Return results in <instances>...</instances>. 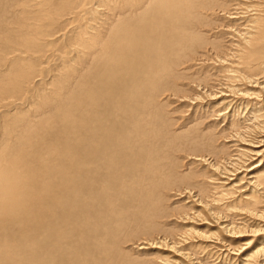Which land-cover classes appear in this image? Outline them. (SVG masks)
<instances>
[{
  "label": "bare ground",
  "instance_id": "bare-ground-1",
  "mask_svg": "<svg viewBox=\"0 0 264 264\" xmlns=\"http://www.w3.org/2000/svg\"><path fill=\"white\" fill-rule=\"evenodd\" d=\"M77 1L11 0L21 19L0 34V104L22 99L40 74L27 52L62 41L79 54L44 79L51 88L38 102L56 104L47 119L2 111L0 264L136 263L129 247L148 255L138 264H264V0ZM193 8L219 38L209 41L213 58L195 56L200 65L183 52L208 45L185 26L199 21ZM63 10L77 19L70 34ZM80 59L85 71H72ZM182 64L202 75L177 72L198 90L178 96L201 109L209 139L217 129L216 149L203 138L153 145L159 93L177 95L166 81ZM180 158L189 169L176 180Z\"/></svg>",
  "mask_w": 264,
  "mask_h": 264
},
{
  "label": "rangeland",
  "instance_id": "rangeland-1",
  "mask_svg": "<svg viewBox=\"0 0 264 264\" xmlns=\"http://www.w3.org/2000/svg\"><path fill=\"white\" fill-rule=\"evenodd\" d=\"M38 1H41V0H38ZM44 1V0H43ZM87 1V0H86ZM76 2H79V1H77L76 0ZM11 3V0H0V34H1V32H4L5 31V27L7 26V25H9L10 23H13V25L14 26H16L18 23H19V20L21 19L18 15H17V13L15 12V9H14V6L13 5H11L10 4ZM87 6H89V4L87 5ZM16 7H19V5H16ZM79 7V6H78ZM73 8V7H72ZM79 9H82V8H79ZM104 9H106V8H103L102 6H98L97 7V10H96V8L94 9V8H90V9H88L89 11H87V12H89V13H85V12H83V16L86 18V19H90L89 18V15L90 14H92L93 13V11L94 10H96L97 11V13L99 14V12H103L104 11ZM198 9H195V8H193L192 9V11H193V13L194 14H196V16H198V20L199 21H201V23L199 22V21H196V19H190V20H188V22L186 23L185 21H184V23H185V26L186 27H188V29H189V31L190 32H192V33H194V31L196 32V33H194V34H201L202 35V38L203 39H205V41H206V43L208 44L207 45V47L205 46L204 47V49H202V48H200L199 49V47L197 48V47H193V50L192 51H194V52H191V51H189V48H187V49H185L183 52L184 53H186V54H190V55H193V60H192V62H196V63H198V65H200V64H202L201 63V61L202 60H200V61H196L194 58H196L195 56H200V55H202V56H204L205 55V57L206 58H208V60H210L211 58H213V55L211 54V51H210V45H209V41L211 40V41H216L215 39H217L218 37L216 36V33H215V30H211V31H207L206 29L207 28H204L203 27V23L202 22H204V16H205V18L206 19H208V13H204V12H202V11H200V10H198ZM95 11V12H96ZM61 12H63V14H62V16H61V19H60V21H62L63 20V24H64V26H63V29L68 33V34H70V32H71V30H73V28H74V26L76 25V23H77V19H73V17H71L70 15H68V12L66 11H61ZM96 13V14H97ZM67 14V15H66ZM109 17H110V14L108 15ZM129 16H131V15H129L128 14V16L127 17H129ZM88 17V18H87ZM17 18V19H16ZM68 18V19H67ZM85 18H84V20H85ZM203 18V19H202ZM210 18V17H209ZM67 19V20H66ZM95 19V21H93V23H92V21H91V23L92 24H95V23H98L99 22V24H100V26H101V21H99V20H97V18H94ZM201 19V20H200ZM205 19V20H206ZM69 20V21H68ZM83 20V21H84ZM195 20V21H194ZM209 20V19H208ZM45 20L44 19H42V22H44ZM64 21H66V22H64ZM73 22V23H72ZM191 22H193V24H195V25H193ZM211 22V21H210ZM58 24V23H57ZM99 24H95V25H99ZM190 25V26H189ZM202 25V26H201ZM99 26V27H100ZM102 26H104V24H102ZM194 26V27H193ZM196 26H199V27H196ZM189 27H191V28H189ZM201 27V29L199 30V28ZM197 28V29H196ZM101 29H103V28H101L100 27V29L99 30H101ZM196 29V30H195ZM201 31V32H200ZM217 31V30H216ZM55 32H56V29H55ZM211 32V33H210ZM57 33H59V32H57ZM212 33H214V34H212ZM2 35V34H1ZM58 35V34H57ZM67 36V35H66ZM216 36V37H215ZM210 38V39H209ZM47 39H50V37H47ZM207 39H209V40H207ZM219 39V38H218ZM225 40V39H224ZM62 42V41H61ZM61 42L60 43H56V44H54V45H48L43 51L44 52H42L41 54H35V56H34V54L33 53H30V52H27L26 53V55L24 54V56L26 57V56H31V57H33V63L35 64V65H37L36 66V68H37V71H38V73H40V74H37V76L35 77V79H34V82H33V84L30 86V85H26V89H27V91H26V93H25V96L24 95H22L23 97H22V99H20V100H16L15 102H13V101H11V102H8V101H6V102H3L2 104H0V121H3L2 122V124H6L7 123V117H4L3 118V115H4V112L5 113H10L9 111H11L12 113H14V114H17V113H20L21 112V110L22 109H27L28 108V112H27V120H29V121H31V119H32V117L33 116H37V117H42V116H46V118H44V119H47V114H48V112L50 113H53V112H55L56 111V109H54L55 107H54V105H56V104H54L51 100V97H48V95H47V97H45V98H47L46 100H44V103H43V105H41V104H39V102H38V100H39V98H43L44 97V94H41L40 92L41 91H49V89L51 88L49 85H46V83L44 82V79H46V80H49L51 77H53V76H55V77H57L58 76V74H60V72H61V70L59 69L60 67H61V64L64 62V57L66 56L67 57V60H69L72 56H76L77 57V54H78V51H77V53H75V50H74V47L73 48H69V49H66V47L65 48H62V51L60 50L61 49ZM58 45V46H57ZM193 45H195V44H193ZM52 47V48H51ZM222 48V50H223V48H224V46H221ZM206 48V49H205ZM208 48V49H207ZM53 49H54V51H53ZM65 49V50H64ZM197 49H198V51H197ZM201 49H202V51H201ZM200 50V51H199ZM2 51V43L0 44V53H2L1 52ZM48 51V52H47ZM50 51V52H49ZM51 51H52V53H51ZM207 53H206V52ZM190 52V53H189ZM197 52V53H196ZM202 52H204V53H202ZM22 53V54H21ZM23 53H25V50H24V48L23 47H20V52H19V54L20 55H23ZM195 55H194V54ZM202 53V54H201ZM207 54V55H206ZM208 54H209V56H208ZM211 54V55H210ZM48 55H49V57H48ZM52 55V56H51ZM79 55V54H78ZM7 59L10 57V56H8L7 57V55L5 56ZM209 57H211V58H209ZM207 60V61H208ZM207 61H205V62H203L204 64H209V65H211L212 63H211V61H209V62H207ZM37 64H36V63ZM185 63V62H184ZM74 65H71V69H72V71L74 70V69H82L83 68V66H84V70H83V72L85 71V62H84V60H82V59H80L77 63H73ZM84 64V65H83ZM83 65V66H82ZM185 66V64H182V66H180L181 67V69H180V67H175V69H174V67H173V69H171V73L170 74H172V73H176L175 75H170L168 78H167V87H168V89L169 90H173V92H175V91H177L178 93H177V95L175 96V95H171V96H169V98H168V95L166 94V93H164V94H162L161 92H160V89L157 91V92H160L159 93V96H162V98L164 99V100H158L157 99V104L158 103H162L161 105H164V107H165V109H160V111H161V114H162V120L165 122H161V123H159L158 124V126H157V128H156V130L157 131H159V133L161 134V137L157 140V142H154L153 141V145H156V146H158V147H162L161 145H163V144H166V143H164L165 141H167L170 137H173V138H171L170 140H172V141H174L175 142V145H173L172 146V148H175L176 147V144L179 142V141H182L183 143H185L186 142V144H187V142L189 143V142H191V141H194V140H199V139H202L203 138V140H204V142L206 141V143H211L212 144V147H213V149H216L217 148V146H219V142L220 141H222L223 139H222V137L218 134V132H217V129H214V131H215V134H214V136L212 135V137H214V139L212 140V139H209L208 138V135L209 134H207L206 135V132H208L210 129H211V127H209V122L207 123V124H205L204 122L203 123H200V121L202 120L200 117H201V109H199V107H195V109L193 110V109H191L190 108V106H189V103L187 102V100H183L181 97H179L178 95H180V94H182V93H180L181 91L182 92H184V93H189L190 95L191 94H193L194 92H197L198 90H197V88L195 87V85H194V83H189L187 80H182L183 79V74H179V76L178 77H176L177 76V72H179L180 73V71L181 72H187V70H189V69H187V68H185L184 66ZM184 67V68H183ZM185 69V70H184ZM53 70V71H52ZM192 70H193V73H192ZM64 71H67V74H68V69H64ZM173 71V72H172ZM175 71V72H174ZM201 71H202V73H203V69L201 68ZM48 72V73H47ZM188 74H186L187 76H192L193 78H195L193 75H199V76H201L202 74L200 73V72H197L196 70H195V72H194V69H190L188 72H187ZM192 73V74H191ZM82 74V72H80V74L78 75V76H80ZM170 77H173V78H171L170 79ZM181 77V78H180ZM42 78V79H41ZM81 80H82V77H79ZM70 79H72V77L70 78ZM175 79V80H174ZM179 79V80H178ZM181 79V80H180ZM197 79V78H196ZM36 80V81H35ZM171 80H174V81H171ZM170 81V82H169ZM73 82V81H72ZM71 82V87L74 89L75 88V86H74V82L72 83ZM185 82V83H184ZM169 83H172V85H174V86H172V85H170ZM189 83V84H188ZM41 84V85H40ZM193 84V85H192ZM34 85V86H33ZM47 86H49V88L47 87ZM74 86V87H73ZM186 86V87H185ZM188 86V87H187ZM192 86H194V87H192ZM176 87V88H175ZM198 87V86H197ZM43 88H45V90H43ZM179 88V89H178ZM199 88H200V86H199ZM177 89V90H176ZM190 89H192V90H190ZM39 91V93L40 94H37L36 93V91ZM189 91V92H188ZM191 92H193V93H191ZM153 94H157L156 93V91L155 92H153ZM37 95V96H36ZM65 95V94H64ZM175 97V98H174ZM166 98V99H165ZM34 101H36L37 102V105H32V103L34 102ZM186 101V102H185ZM46 102V103H45ZM185 102V103H184ZM5 103V104H4ZM16 103V104H15ZM53 105H52V104ZM184 103V105H182ZM49 104H51V108H50V111H47V113H45L44 115L43 114H41V110H46V109H42V107H44V106H47V105H49ZM28 105H31L30 106V108L29 107H27ZM180 105H182L181 107H180ZM203 105H205V104H203ZM177 106H179V109H180V111H176V107ZM15 107H17V112L16 111H13L14 110V108ZM26 107V108H25ZM38 107H39V109H38ZM8 110H7V109ZM173 108H174V110H173ZM190 108V109H189ZM39 111H38V110ZM189 109V110H188ZM34 110H36V111H34ZM53 110V111H52ZM192 110V111H191ZM2 111H4L3 113H2ZM41 111V112H40ZM189 111V112H188ZM196 112V113H195ZM37 113V115H35ZM3 114V115H2ZM6 114V115H7ZM195 114H196V116H195ZM2 116V117H1ZM21 118H22V116L21 115H19ZM199 116V117H198ZM20 118V119H21ZM9 119V118H8ZM43 119V120H44ZM199 119V120H198ZM42 121V120H41ZM199 121V122H198ZM194 122V123H193ZM193 125H192V124ZM202 124V125H201ZM162 125H167L166 126V128L165 127H163ZM195 125V126H194ZM196 127V128H195ZM164 128H165V130H164ZM209 129V130H208ZM164 130V131H163ZM200 131V132H199ZM173 135V136H172ZM179 135V137H176V136H178ZM185 135V136H184ZM182 136V137H181ZM180 137H181V139H180ZM200 141V140H199ZM211 141H213V142H211ZM149 146H151L150 144H149ZM211 147V148H212ZM169 150H171L170 148H169ZM169 156H170V158L172 159V161L173 160H177V157L179 156L178 155V153H173V152H171V154L169 153ZM172 169V168H171ZM176 169L178 170L177 172H176V174H175V176L173 177V178H175L176 180L179 178V176H178V173L179 174H183V173H186V172H188L187 170L189 169V165L187 164V160L184 158H180L179 159V165H178V163L176 162ZM190 171V170H189ZM188 174V173H187ZM177 198V196H174V197H172L171 196V198L170 199H168V200H170L169 202H167L166 203V205H172V200H177L176 199ZM127 209H129V208H132V205H126L125 206ZM130 218V217H129ZM134 236V235H133ZM128 251H127V250ZM127 253H128V259H134V258H136V263L134 262V263H132V264H138L139 262H142L143 260H146L147 258L145 257V256H148V255H144L143 253V250H141V251H139V250H136L134 247H129V249L128 248H125L124 249ZM142 253V254H141ZM151 256V255H150Z\"/></svg>",
  "mask_w": 264,
  "mask_h": 264
}]
</instances>
